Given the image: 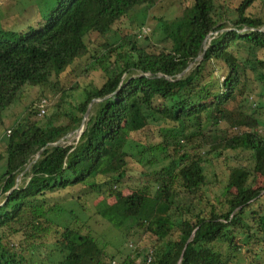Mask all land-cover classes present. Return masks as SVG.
<instances>
[{"label":"trees","instance_id":"16d2710c","mask_svg":"<svg viewBox=\"0 0 264 264\" xmlns=\"http://www.w3.org/2000/svg\"><path fill=\"white\" fill-rule=\"evenodd\" d=\"M182 1L146 33L143 20L109 35L165 0H49L26 31L0 25V129L26 85L40 87L29 117L42 100L47 110V89L60 94L51 115L23 116L3 136L0 264L55 253L57 264H238L242 250L264 264V15L251 11L264 0ZM96 70L99 83L81 84ZM91 103L80 135L51 145ZM154 123L158 144L134 139ZM133 143L169 159L148 186L126 182ZM94 215L146 236L141 263L107 255L87 230Z\"/></svg>","mask_w":264,"mask_h":264},{"label":"rangeland","instance_id":"374dc122","mask_svg":"<svg viewBox=\"0 0 264 264\" xmlns=\"http://www.w3.org/2000/svg\"><path fill=\"white\" fill-rule=\"evenodd\" d=\"M49 0H0V25L6 28H12L19 31H26L30 24H35L36 20L41 17V12L45 10L46 2ZM182 0H165L158 6L151 7L150 9L143 7L140 12H136L122 18L109 32V35H113L114 31L119 28L130 27L138 24L139 22L146 21V29L151 30L156 27V21L153 20L151 16H165L167 18H172L178 15L182 8ZM251 11L254 13H259L264 15V3L257 2L251 8ZM149 16V18H148ZM100 72L94 71L91 75V78H84L81 80V84L90 83V79L94 80L96 83H99ZM56 88L52 87L51 89L46 90L45 98L47 99V114H52L54 111L53 104L57 101L60 94H54ZM40 91L39 86L26 85L20 93V99L16 100L8 110L3 114L4 125L0 129V151L2 150V141L3 136L6 134V129L12 127L16 123L21 121V118L26 120L29 117V114L26 113L27 107L30 106L38 96ZM76 96L79 97V91L76 93ZM36 105V101L34 103ZM65 109L71 110L72 107L70 104L64 105ZM39 113L33 114L29 117L32 121L40 118ZM263 118H264V109H263ZM263 120V119H262ZM158 123L150 125L149 129L146 132L140 134H134V139L140 138L141 141L145 143H150V145L158 144L161 141L160 129L157 126ZM261 131L264 133V123L261 127ZM138 137V138H137ZM74 138V137H73ZM187 142V141H186ZM188 147H192L187 143ZM140 150H143L142 147L138 146L137 143H133L132 146H129V151L132 154L129 163V173L126 178V182L130 186H136L138 184L150 185L154 181L153 172L158 171L163 165H166L169 161L168 158L164 157L159 151H147L139 153ZM144 151V150H143ZM247 156V154H246ZM231 164H236L238 162L232 161ZM6 169V159L3 158L0 161V176ZM22 177L19 178L21 183ZM75 203H69L68 207L74 208L75 212H79L80 217L87 219L88 215L85 213L80 206H75ZM73 209V210H74ZM81 212V213H80ZM78 214V213H77ZM83 215V216H82ZM69 215L63 214L60 217L62 222H69L71 218H68ZM88 232L93 235L99 245L103 247L107 255L117 254L118 251H123V253H131L134 257H137V262L141 263L142 255L139 256L138 252L144 253L145 250L149 249V242L146 236L142 234L141 231H135L134 234L129 238L125 236V232L112 226L106 219L100 217L99 215H94L93 218L89 220ZM256 249V248H255ZM222 250L225 252L228 250L226 246H223ZM256 251V250H255ZM107 258L108 262L110 258ZM60 256L57 253L48 257V259H43L42 257H35L32 259L33 264H57ZM254 258L250 257L248 254V259L245 256L244 251L238 254V264H262L260 262H253ZM253 262V263H251ZM112 264H118L117 260H113Z\"/></svg>","mask_w":264,"mask_h":264},{"label":"water","instance_id":"95a60500","mask_svg":"<svg viewBox=\"0 0 264 264\" xmlns=\"http://www.w3.org/2000/svg\"><path fill=\"white\" fill-rule=\"evenodd\" d=\"M263 28H264V26H263ZM245 29H248V27H246ZM208 38H210V35H208L207 38L205 39V41H204V50H203V52L198 56V58H197L196 60H199V59H201V58L204 56L205 50H206V48H207V39H208ZM196 60H195V61H196ZM195 61H192V62L188 65V67H187L182 73L179 74V77L182 76L187 70H189V69L191 68V66L194 64ZM98 100H99V99H98ZM91 106H92V103L89 105V108H88L87 112L85 113L84 118H83V120H82V124H81V126H80L78 129H76V130L70 132L69 134L65 135L63 138H61V139L58 140L57 142H55V143H50V144H51V145H55V144H58V143H60V142H62V141L64 142V141L67 140V139H72L73 137H78V136L80 135V133L82 132V129H83V127H84V124H85L86 120L88 119V116H89V114H90V110H91ZM42 151H43V149H41V150L38 152V154H37V158L40 157ZM18 182H19V177H18L17 183H18ZM16 187H18V184L16 185ZM181 259H182V257H181Z\"/></svg>","mask_w":264,"mask_h":264},{"label":"built area","instance_id":"2783aa9c","mask_svg":"<svg viewBox=\"0 0 264 264\" xmlns=\"http://www.w3.org/2000/svg\"><path fill=\"white\" fill-rule=\"evenodd\" d=\"M148 30L146 29V27L145 28H143V33H146ZM45 100H42V103H41V108H40V114L42 115V114H44L45 113Z\"/></svg>","mask_w":264,"mask_h":264}]
</instances>
